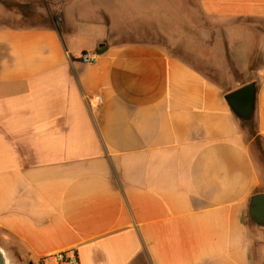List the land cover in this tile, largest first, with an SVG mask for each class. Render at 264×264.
Returning a JSON list of instances; mask_svg holds the SVG:
<instances>
[{"label":"crops","instance_id":"0c3cea01","mask_svg":"<svg viewBox=\"0 0 264 264\" xmlns=\"http://www.w3.org/2000/svg\"><path fill=\"white\" fill-rule=\"evenodd\" d=\"M155 1L146 16L160 33ZM54 2L58 24L0 25V249L30 264L58 252L81 264H264L245 218L264 180L225 99L235 89L173 54L178 44L105 42V0ZM94 2L105 20L86 14ZM196 2L206 63L257 83L264 143V78L251 76L264 70V0Z\"/></svg>","mask_w":264,"mask_h":264},{"label":"rangeland","instance_id":"374dc122","mask_svg":"<svg viewBox=\"0 0 264 264\" xmlns=\"http://www.w3.org/2000/svg\"><path fill=\"white\" fill-rule=\"evenodd\" d=\"M26 3L27 7H22L20 4ZM118 4V5H117ZM156 1L154 0H124V3L116 2L115 0H105L104 5L106 11L110 15L111 34L106 37L108 43L117 41H149L159 44L168 45L178 44L171 50L173 54L189 60L196 68H198L207 77L221 85L225 90H233L240 88L241 84H245L242 75H237L238 80H231L228 73H219V70L227 68V65L209 64L203 57L204 53H211L205 48L202 50L201 29L202 21L199 15V8L196 0H161L162 13L159 18L161 29L160 33H156L154 25L150 18L146 16L152 14L156 10ZM62 7V6H61ZM59 6L54 0H7L0 2V25L10 27H35L45 26L52 22L59 23L61 14L58 11ZM91 10L86 12L96 20H105L103 15L98 11V6L94 2L91 5ZM84 10L86 8L84 7ZM66 14L82 13L81 6L69 9L65 7ZM158 15V16H157ZM100 27V24H96ZM205 29L210 30L207 24H204ZM156 28V27H155ZM162 31V32H161ZM215 34H209L214 36ZM102 42V43H105ZM214 42V41H213ZM207 43V42H206ZM210 43V42H209ZM208 44V43H207ZM212 45V43L210 44ZM214 59H216L215 50ZM213 59V61H214ZM210 60V59H208ZM205 62V63H204ZM262 67V66H261ZM262 70V69H261ZM264 71V70H263ZM260 69L252 73V77H256L261 82L264 78V72ZM246 79V78H244ZM255 82V81H254ZM251 83V82H249ZM257 84V83H256ZM256 124V119L254 120ZM246 143L250 153L256 161L259 172L264 180V143L262 142L261 150L259 149L258 140L252 139L247 134L245 135ZM261 145V144H260ZM247 223L255 231L256 238L259 240V248H264V228L255 226L249 219L248 212L245 214ZM8 256V255H7ZM10 264H30V262L21 256H8ZM34 264V263H33ZM37 264V262H35Z\"/></svg>","mask_w":264,"mask_h":264},{"label":"water","instance_id":"95a60500","mask_svg":"<svg viewBox=\"0 0 264 264\" xmlns=\"http://www.w3.org/2000/svg\"><path fill=\"white\" fill-rule=\"evenodd\" d=\"M257 84L251 82L226 94L225 99L242 121L248 123L254 119L256 113ZM248 214L254 224L264 228V193L254 194L249 203ZM9 262L6 253L0 249V264Z\"/></svg>","mask_w":264,"mask_h":264},{"label":"built area","instance_id":"2783aa9c","mask_svg":"<svg viewBox=\"0 0 264 264\" xmlns=\"http://www.w3.org/2000/svg\"><path fill=\"white\" fill-rule=\"evenodd\" d=\"M97 55L94 53L82 54L81 58L86 63H92L95 61ZM42 264H81L79 258L75 253L68 255V252H58L49 254L42 258Z\"/></svg>","mask_w":264,"mask_h":264},{"label":"trees","instance_id":"16d2710c","mask_svg":"<svg viewBox=\"0 0 264 264\" xmlns=\"http://www.w3.org/2000/svg\"><path fill=\"white\" fill-rule=\"evenodd\" d=\"M20 5L22 7H27V4H24V3H22ZM107 48H108L107 44H101L95 49L94 54L95 55H100V54L104 53ZM86 53L87 52H83V54H86ZM239 120H240V123L242 125V130H243L244 135L247 134V136H249L252 139H256L257 138L258 144H257L256 147L259 146V149L261 150L263 139L258 135L259 133H258L257 124H255V122H254L255 116H254V119L252 121L248 122V123L242 121L241 119H239Z\"/></svg>","mask_w":264,"mask_h":264},{"label":"bare ground","instance_id":"6f19581e","mask_svg":"<svg viewBox=\"0 0 264 264\" xmlns=\"http://www.w3.org/2000/svg\"><path fill=\"white\" fill-rule=\"evenodd\" d=\"M5 264H10L8 261Z\"/></svg>","mask_w":264,"mask_h":264}]
</instances>
